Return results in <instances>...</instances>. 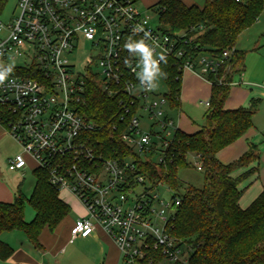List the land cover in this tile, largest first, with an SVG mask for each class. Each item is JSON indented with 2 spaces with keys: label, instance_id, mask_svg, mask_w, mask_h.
<instances>
[{
  "label": "built area",
  "instance_id": "obj_1",
  "mask_svg": "<svg viewBox=\"0 0 264 264\" xmlns=\"http://www.w3.org/2000/svg\"><path fill=\"white\" fill-rule=\"evenodd\" d=\"M194 39L152 28L135 0H18L14 18L0 21V127L23 149L8 169L23 172L29 158L52 186L78 198L88 217L72 227L71 242L91 236L98 225L116 243L122 264H187L188 254L168 230L181 196L168 189L167 203L153 193L157 188L137 173L134 157L98 154L90 136L96 125L80 107L93 77L118 103L122 142L138 155L150 152L155 141L157 161L164 163L178 128L164 109L165 95L156 98L150 82L137 77L145 59L136 45L143 44L159 67L170 58L182 75L188 71L213 83L210 76L229 53L216 57L193 45ZM84 44L91 56L79 71L72 57ZM12 69L14 74H5ZM145 115L152 122L148 131L140 127ZM196 166L202 171L198 161ZM156 253L164 260L156 262Z\"/></svg>",
  "mask_w": 264,
  "mask_h": 264
},
{
  "label": "trees",
  "instance_id": "obj_2",
  "mask_svg": "<svg viewBox=\"0 0 264 264\" xmlns=\"http://www.w3.org/2000/svg\"><path fill=\"white\" fill-rule=\"evenodd\" d=\"M7 1L0 0V14ZM150 9L156 10L159 29L165 34L174 37L185 33L195 38L193 45L219 58L224 52L229 53L218 74L210 76L214 82L204 124L192 135L176 131L164 163L151 158L143 160L121 140L125 124L120 123L116 99L108 97L90 77L80 110L88 122L96 125L95 132L90 134L91 143L98 154L109 158L134 157L137 173L152 183L153 189L164 185L181 196L182 202L170 219L168 230L188 254L187 264H264V191L247 209L239 206L243 195L239 185L255 173L256 168L239 177L233 176L235 171L259 161L257 147L251 146L231 164H222L217 159L221 150L253 127L256 103L248 108L226 110L225 102L231 83L245 70L246 53L237 48L238 38L264 13V0H205L201 8L187 6L181 0H157ZM159 69L167 86L165 97L169 108L179 111L182 73L170 58L164 60ZM14 72L12 69L5 74ZM160 151L154 141L151 157L160 155ZM189 156L202 165L204 186L188 185L180 194L179 171L194 168ZM33 175L35 187L30 198L19 189L12 203L0 202V235L21 231L34 247L40 248L42 231L45 228L54 231L70 208L60 199L59 190L50 184L46 171L36 169ZM27 204L35 213L31 222L25 220ZM12 255L13 249L0 240V260L7 261ZM161 260H164L162 254L156 253L155 261Z\"/></svg>",
  "mask_w": 264,
  "mask_h": 264
},
{
  "label": "crops",
  "instance_id": "obj_3",
  "mask_svg": "<svg viewBox=\"0 0 264 264\" xmlns=\"http://www.w3.org/2000/svg\"><path fill=\"white\" fill-rule=\"evenodd\" d=\"M144 1L147 2V0ZM181 1L187 6L196 5L200 8L203 6H199L195 0ZM256 35L258 36L253 37L247 44L244 41L240 43V36L238 38L237 48L246 53L245 70L238 77V83L231 86L229 97L225 102L226 110L248 108L252 103H256L257 110L253 116V127L242 138L217 154V159L227 165L241 158L250 150L251 146L257 147L259 161L248 168L239 169L233 173L234 177H239L249 169L256 168L255 173L239 185V189L243 190L239 201L241 209H247L264 191V28L257 31ZM211 90L212 83L207 79L188 71L184 72L181 106L183 103L186 110L190 112L195 106L205 105L206 112ZM181 106L179 111H176L179 119L182 118ZM169 116L174 119L172 114ZM202 126L185 117L183 126L177 125V128L192 135L197 133ZM9 137L8 132L0 127V142ZM30 162L32 160L29 159V166H32L33 162ZM33 167L35 168V165ZM17 173L24 174V171ZM18 181L19 179L14 176H5L0 168V202L12 203L19 189L25 197L30 198L31 189L24 193L23 183L20 184ZM34 187L35 181L33 190ZM59 197L69 206L70 212L54 231H50L48 228L42 231L39 238L41 247H34L21 231L2 233L0 240L13 249V255L7 261L0 260V264H122L121 252L116 243L98 225L95 226V231L91 236L79 237L71 242L72 227L79 219L87 218L88 212L78 198L69 191L60 192ZM33 218L25 211L27 222H31Z\"/></svg>",
  "mask_w": 264,
  "mask_h": 264
},
{
  "label": "rangeland",
  "instance_id": "obj_4",
  "mask_svg": "<svg viewBox=\"0 0 264 264\" xmlns=\"http://www.w3.org/2000/svg\"><path fill=\"white\" fill-rule=\"evenodd\" d=\"M197 1L199 6H202L204 4L205 0H195ZM148 4V6H147ZM156 4V0H147L145 2L144 0H138L137 1V9L144 17H148L150 19V25L152 28H158L159 27V18L158 14L155 9H150V7H153ZM18 13V0H8L6 5L4 6V9L2 13L0 14V21L3 24H8L14 16ZM264 28V13L260 17L258 23H255L250 28L245 30V32H242V35L240 36V43L244 41V43H249L253 37L258 36L257 31ZM91 56L90 52V46L88 44L82 45V49L79 52H76L75 55L72 57V61L76 63L77 70L83 71V67L89 62ZM71 60V58H70ZM151 60L155 62V57L151 56ZM155 70L153 72V76L151 79H148L146 77L145 68L140 67L139 71L137 73V77L139 78H145L147 79L152 87V93L156 98H159L167 93V86L164 82V79L162 77V74L160 72L158 64L155 62ZM239 76H236L234 79V83H238L237 79ZM205 102V101H204ZM191 106H194L192 104H188ZM187 107V103H186ZM167 114H172V116L175 119L176 126L181 125L183 126V122L185 120V117L189 118L192 122L194 121L197 125H203L204 119L203 114L206 110L205 105H199V107H193L190 112H188L185 108V105L181 106L182 111V118H178V112L171 111L168 105L164 107ZM152 122L149 121L148 117L145 115L144 117L140 118V127L144 131L150 130V125ZM154 130L158 131V128H155ZM174 136V131L172 132V139ZM23 151L22 147L17 144L13 138L10 137L8 139H4L2 142H0V168L2 172L5 174V176H14L19 179V183H23L22 187L25 191H28V189H31L30 194H32L33 186H34V175L33 172L35 168L33 167L34 164L32 162L31 165L26 170H24V174L17 173V172H11L8 169V160L11 158H14L16 155L20 154ZM142 159H152L153 161H157L158 155H155L151 157V151L147 152V154H138ZM189 161L192 163L194 168H188L183 169L179 171V181L182 185V189H180V194L184 193V189L186 186L191 185L196 188H202L204 186V175L202 171L197 170L196 166V160L193 156H189ZM29 161V158H28ZM23 176V177H20ZM146 186H149L148 183L145 184ZM144 185L139 186L135 189V194L140 196L144 192ZM64 191V190H62ZM60 191V192H62ZM153 193L158 194V196L162 199H164L167 203L171 202L172 200V192L168 190V188L164 185L158 186L157 189ZM27 194V195H30ZM31 196V195H30ZM132 203V202H131ZM26 214H30L31 217H34V211L30 205H26ZM32 219V218H30ZM32 221V220H31ZM168 264V263H166Z\"/></svg>",
  "mask_w": 264,
  "mask_h": 264
},
{
  "label": "clouds",
  "instance_id": "obj_5",
  "mask_svg": "<svg viewBox=\"0 0 264 264\" xmlns=\"http://www.w3.org/2000/svg\"><path fill=\"white\" fill-rule=\"evenodd\" d=\"M136 47L139 49L141 53H143L145 59V73L148 79H151L153 76V72L155 70V62L151 60V53L148 51L147 48L144 47L143 44H138Z\"/></svg>",
  "mask_w": 264,
  "mask_h": 264
}]
</instances>
